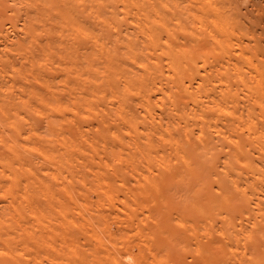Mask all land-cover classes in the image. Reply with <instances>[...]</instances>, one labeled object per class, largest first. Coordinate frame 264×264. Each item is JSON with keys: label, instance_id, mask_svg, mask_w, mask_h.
<instances>
[{"label": "bare ground", "instance_id": "6f19581e", "mask_svg": "<svg viewBox=\"0 0 264 264\" xmlns=\"http://www.w3.org/2000/svg\"><path fill=\"white\" fill-rule=\"evenodd\" d=\"M242 1L0 0V264H264Z\"/></svg>", "mask_w": 264, "mask_h": 264}, {"label": "rangeland", "instance_id": "374dc122", "mask_svg": "<svg viewBox=\"0 0 264 264\" xmlns=\"http://www.w3.org/2000/svg\"><path fill=\"white\" fill-rule=\"evenodd\" d=\"M242 2V6H244L243 11L248 13L249 18H251L249 20L254 22L255 28L264 36V9H262L264 7H261L264 5V0H248V2L243 0ZM260 7L263 11L259 10Z\"/></svg>", "mask_w": 264, "mask_h": 264}]
</instances>
